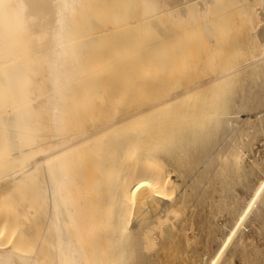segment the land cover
<instances>
[{
	"label": "bare ground",
	"instance_id": "bare-ground-1",
	"mask_svg": "<svg viewBox=\"0 0 264 264\" xmlns=\"http://www.w3.org/2000/svg\"><path fill=\"white\" fill-rule=\"evenodd\" d=\"M246 1L0 0V262L128 264L233 135L232 97L264 92V0Z\"/></svg>",
	"mask_w": 264,
	"mask_h": 264
},
{
	"label": "rangeland",
	"instance_id": "rangeland-1",
	"mask_svg": "<svg viewBox=\"0 0 264 264\" xmlns=\"http://www.w3.org/2000/svg\"><path fill=\"white\" fill-rule=\"evenodd\" d=\"M246 2L249 3L248 5L256 3L255 0ZM239 6L241 9L232 5L225 11L227 13L225 17L231 24L232 33L233 28L237 27L236 33L235 31L233 33V38L236 39H241L244 31L240 14L245 8L242 3ZM235 7L239 9L232 10ZM235 21L239 22L237 26H235L237 24ZM244 44L247 45L245 41L242 46ZM139 52L140 50L137 51ZM109 66L110 64H107L104 68H109ZM252 83L256 84H252L256 91L253 94L256 99L250 95L247 99L249 101H245L248 91L238 92L232 97L233 102H238L242 94L247 104L243 106L245 108L238 109V106L232 108L231 124L233 126L231 127L235 130L226 141L227 144L225 143L223 150L214 155L212 161L199 174L201 177L198 176L187 189L182 203L174 209V212L165 221L155 225L151 234L141 236L144 238H140L138 244L129 251L128 264H213V261L216 264H264V184L258 190H254L256 185L264 182V96H261L264 92L260 89L257 91L261 88L260 82ZM259 98L262 102L258 100ZM252 101L253 104L250 105ZM239 110L245 111L240 113ZM261 112L263 113L257 116ZM246 118H249V122ZM228 129L225 131L231 130ZM218 137L220 136L213 139V150L217 147ZM236 149L246 152L245 158L240 160L245 168L242 171L232 164V155ZM223 156H226L224 157L226 161ZM255 164L260 168H257ZM249 204H251V209L247 207ZM241 216L243 220L240 219ZM236 225L239 227L236 228ZM233 229H235V235L228 243V247L220 252L219 250L226 242V237L232 234ZM141 239L144 240L143 244Z\"/></svg>",
	"mask_w": 264,
	"mask_h": 264
},
{
	"label": "snow or ice",
	"instance_id": "snow-or-ice-1",
	"mask_svg": "<svg viewBox=\"0 0 264 264\" xmlns=\"http://www.w3.org/2000/svg\"><path fill=\"white\" fill-rule=\"evenodd\" d=\"M71 6H72V4L65 2V3L62 5V8L66 10V9H68V8L71 7ZM146 6H148V0H146ZM61 128H62V123H61V121L58 119L57 122H56V131H57V133H59V132L61 131ZM53 159H55V160H59V156L56 155V154H53ZM53 159H49V160H48V165H49L48 171H49L50 173H52V174H56L57 169H58L59 167H61L62 164H54V163H53ZM64 181L67 182V177H66V176L64 177ZM35 183H36V187H37V189H39V188H40V185H39L38 180H36ZM57 184L61 186V191H63V186L61 185V182H60L59 179H57ZM142 186H143L142 183H138V184L133 185L132 189L130 190V191H131V195H132L133 197H135L136 192L139 191V189H140ZM247 207H248L249 209H251V204L247 205ZM245 214H246V213H245ZM240 219L243 220V216H241ZM235 227L238 228L239 225H236ZM234 235H235V229L232 230V234H231V235H228V236L226 237V242L224 243L223 247L219 250L220 252H223L224 248H227V247H228V243L231 242V240H232V238H233ZM0 264H3V262H0ZM213 264H216V262L213 261Z\"/></svg>",
	"mask_w": 264,
	"mask_h": 264
}]
</instances>
